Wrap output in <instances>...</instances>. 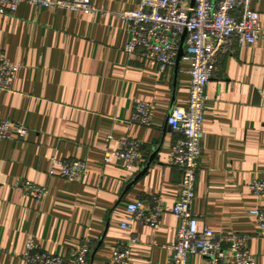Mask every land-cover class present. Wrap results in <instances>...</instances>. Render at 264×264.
Returning <instances> with one entry per match:
<instances>
[{"label": "crops", "instance_id": "obj_1", "mask_svg": "<svg viewBox=\"0 0 264 264\" xmlns=\"http://www.w3.org/2000/svg\"><path fill=\"white\" fill-rule=\"evenodd\" d=\"M140 1L94 0V14L23 4L14 16L0 15V56L23 65L0 93V119L28 129L22 140H0V264H23L30 239L65 264L87 240L94 243L89 264H110L132 239L130 264L170 260L167 246L179 228L170 210L182 171L170 163L177 135L167 119L187 107L191 78L188 62L162 74L125 52L130 33L121 15ZM252 8L264 27V0H252ZM207 95L194 211L201 227L250 236L249 251L264 264V237L251 214L264 197L250 191L264 180V30L254 46L220 57ZM136 101L152 105L150 127L131 121ZM124 138L142 144L141 163L106 164V152ZM53 159L83 161L88 173L76 182L51 177ZM23 180L47 187L42 203L16 188ZM153 195L167 210L160 226L130 221L128 204L148 207Z\"/></svg>", "mask_w": 264, "mask_h": 264}, {"label": "built area", "instance_id": "obj_2", "mask_svg": "<svg viewBox=\"0 0 264 264\" xmlns=\"http://www.w3.org/2000/svg\"><path fill=\"white\" fill-rule=\"evenodd\" d=\"M23 4L38 7L83 11L94 14V0H0V15L14 16ZM130 40L125 52L135 58L157 64L160 73L166 74L177 65L184 39L181 61L189 63L191 78L187 107H175L167 125L177 135L172 146L170 163L182 171L178 200L170 213L179 221L176 241L167 246L171 258L166 264H189L192 257H201L207 264H257L249 251L250 236L235 233H216L207 226L201 227V217L194 211L196 186L202 157L204 120L209 100L207 88L218 73L219 59L234 47L254 46L264 30L261 15L252 8V0H141L137 11L125 12ZM23 65L6 62L0 56V93L11 90L13 80ZM131 121L141 126L152 125V105L136 101ZM28 129L15 122L0 119V140H22ZM113 140L108 137V142ZM141 143L124 138L118 149L106 152L105 163L111 160L130 166L141 163ZM88 173L87 164L80 160H52L50 176H59L76 182ZM16 188L38 203H42L48 189L32 182L20 181ZM258 199L264 197V180L250 185ZM130 221L142 226L158 228L167 212L160 195L127 206ZM264 237V207L251 212ZM123 228H129L124 223ZM132 239L117 246L110 264H130ZM94 243L87 240L72 252L73 264H89ZM23 264H65L63 258L39 248L33 239L27 242Z\"/></svg>", "mask_w": 264, "mask_h": 264}, {"label": "water", "instance_id": "obj_3", "mask_svg": "<svg viewBox=\"0 0 264 264\" xmlns=\"http://www.w3.org/2000/svg\"><path fill=\"white\" fill-rule=\"evenodd\" d=\"M194 2H195V0H192V6H194ZM183 55H184V39H183L182 44H181V47H180V51H179V55H178V59H177L176 68L179 67Z\"/></svg>", "mask_w": 264, "mask_h": 264}]
</instances>
